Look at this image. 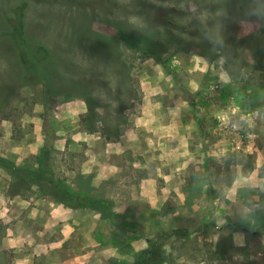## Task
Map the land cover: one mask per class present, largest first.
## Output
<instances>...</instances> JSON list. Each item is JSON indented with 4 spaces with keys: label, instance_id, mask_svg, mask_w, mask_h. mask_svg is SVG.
Instances as JSON below:
<instances>
[{
    "label": "rangeland",
    "instance_id": "obj_1",
    "mask_svg": "<svg viewBox=\"0 0 264 264\" xmlns=\"http://www.w3.org/2000/svg\"><path fill=\"white\" fill-rule=\"evenodd\" d=\"M0 157V264H264V0H0Z\"/></svg>",
    "mask_w": 264,
    "mask_h": 264
},
{
    "label": "trees",
    "instance_id": "obj_2",
    "mask_svg": "<svg viewBox=\"0 0 264 264\" xmlns=\"http://www.w3.org/2000/svg\"><path fill=\"white\" fill-rule=\"evenodd\" d=\"M22 11L23 5L14 10V16L9 20L8 30L11 32L10 35L13 33V36L17 35V37H12L9 35V37H12L11 42L13 43L14 48L21 54V56H24L23 50L28 49L30 47V44L27 42L25 36L23 18L22 16H20L22 14ZM4 36L6 35L4 34ZM0 166L12 170L15 174H20V176L26 180L38 181V178H41L42 180H46L48 178L47 176H45L47 171L44 168H40L39 170H18L14 168V165L10 164L6 159L1 157ZM38 185L48 189L58 202L63 203L66 206L96 210L103 216L109 218L111 221H115V219H121L122 223L124 221V217L122 215L116 214L108 208L109 204L106 200L89 195H80L76 192H71L63 183L55 180L53 177L49 178L43 184ZM148 242L156 245V243H154V240L149 239Z\"/></svg>",
    "mask_w": 264,
    "mask_h": 264
},
{
    "label": "crops",
    "instance_id": "obj_3",
    "mask_svg": "<svg viewBox=\"0 0 264 264\" xmlns=\"http://www.w3.org/2000/svg\"><path fill=\"white\" fill-rule=\"evenodd\" d=\"M254 241H255V240H254ZM235 243H236V242H235ZM250 243L253 244L254 246H253V245L251 246ZM250 243H249V244H250V246H249L250 248H249V249H251V247H252V248H253V247L258 248V247H257L258 244H256V242L251 241ZM235 245H238V243H236ZM242 246L245 247V245H242Z\"/></svg>",
    "mask_w": 264,
    "mask_h": 264
}]
</instances>
